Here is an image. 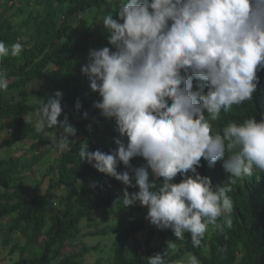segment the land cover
Instances as JSON below:
<instances>
[{"label": "clouds", "instance_id": "9594fccd", "mask_svg": "<svg viewBox=\"0 0 264 264\" xmlns=\"http://www.w3.org/2000/svg\"><path fill=\"white\" fill-rule=\"evenodd\" d=\"M102 25L109 46L90 48L81 73L99 97L92 107L114 122L118 136L109 152L90 151L81 143L80 163L125 186L121 206L139 202L151 225L170 229L179 240L188 233L199 247L209 226L220 228L218 219L233 212L231 188L201 175V158L209 168L222 161L228 184L254 169L264 171V116L230 121L215 135L210 123L233 105L252 101L257 91L258 73L264 71V0H119L115 18L108 12ZM23 49L20 40L11 45L0 40V60ZM7 88V73L0 71V90ZM34 98L35 133L57 149L71 150L76 140L69 138H76L78 129L67 114L58 119L63 93ZM81 107L78 99L75 109ZM24 120L32 123L31 116ZM92 123L99 120L92 117ZM137 157L144 163L133 167ZM120 164L124 171L117 170ZM98 186L103 187L90 184ZM129 187L139 190L129 194ZM166 243L147 264H167L168 250L176 244ZM177 264L201 262L187 253Z\"/></svg>", "mask_w": 264, "mask_h": 264}, {"label": "trees", "instance_id": "16d2710c", "mask_svg": "<svg viewBox=\"0 0 264 264\" xmlns=\"http://www.w3.org/2000/svg\"><path fill=\"white\" fill-rule=\"evenodd\" d=\"M113 1L0 0V40L11 45L26 39L21 54L15 57L9 54L0 60V71L6 72L8 78V88L0 90V153L13 148L15 153L19 144L36 134L35 121L26 124L24 117L35 114L38 105L34 94L47 96L46 87L38 94L31 92L29 87L37 82L48 81L51 93L57 90L63 93V113L59 118L67 114L70 123L78 129L77 137L69 138L76 140L71 150L67 149L59 161L43 173V181L49 180L43 194L35 192L45 181L27 185L25 174L43 162L42 146L56 148L48 138L29 143L32 144L30 157L13 154L0 160V186L8 190L0 193V217L13 216L8 232L11 236L20 234L23 239L12 245L9 236L4 242L6 249L10 247L11 255L21 256L13 264H86L85 257L101 246H85L80 253L64 256L70 243L82 235L85 238L106 236L116 229L94 224L95 230L83 233L84 220L98 211L109 219L120 211L147 210L139 202L130 207L121 206L125 186L88 163H80L77 155L81 143H87L90 151L109 152L116 147L113 138L118 133L114 122L101 117L99 110L92 107L99 97L91 91L87 76L81 73L90 48L109 46L102 18L108 12H113L115 18L117 7L112 8ZM88 13L90 17L85 18ZM258 75L260 84L252 101L233 105L228 112L222 111L217 120H210L213 135L222 133L230 121H241L250 115L259 121L264 116V71ZM78 99L82 104L79 111L75 109ZM85 111L89 112L88 119L82 118ZM92 117H96L99 124L92 123ZM90 123L91 131L87 129ZM143 163L139 157L131 161L133 167ZM222 163L217 161L214 168H209L201 158L202 167L198 171L209 176L214 185L224 183L231 188L228 195L233 200V212L218 219L220 228L209 226L201 246L193 247L188 233L179 240L170 229L158 230L145 219H136L129 221L124 232L117 236L111 248L113 258L106 264H147V257L163 253L169 240L176 248L168 250L167 264H177L187 253L196 255L201 264H264V171L254 169L253 175L242 176L236 184H228ZM117 170L124 171L123 164ZM93 181L103 187H90ZM179 181L178 175L175 182ZM62 190V207L54 212L57 194ZM138 190L127 188L129 194ZM134 239L136 244L132 245ZM95 264L105 262L99 260Z\"/></svg>", "mask_w": 264, "mask_h": 264}, {"label": "rangeland", "instance_id": "374dc122", "mask_svg": "<svg viewBox=\"0 0 264 264\" xmlns=\"http://www.w3.org/2000/svg\"><path fill=\"white\" fill-rule=\"evenodd\" d=\"M119 0H114L112 3V8L117 7ZM91 13H88L85 18L90 17ZM21 42L23 44L26 43V39L22 38ZM46 87V93L47 96H45V100L47 99L48 96L52 95L53 93H51V91L48 89L50 87V83L48 81H41V82H37L35 84H32L29 88L31 90L32 93H37L39 92L42 88ZM38 94V93H37ZM36 94H34V97L36 98H42V97H38L35 96ZM32 120H34L36 122L37 117L35 116V114L31 115ZM60 119V118H58ZM6 135V133L4 134ZM46 138L43 136V134H34L32 135L28 140L22 142L21 144H19L17 147L18 151H16L15 153L12 152V150H14L15 148L11 149V150H5L2 151L0 153V158H9L11 157L13 154H16V156H27L30 157L32 156V152L30 151V146L29 145L30 142H36L39 140V138ZM57 139H59V137H57ZM28 144V145H26ZM67 149H54L52 148V145H46V146H42L41 148V154L44 153V160L41 164H39L38 166H36L34 168V170H32L30 173H28L27 175L25 174V176L27 177L28 181L27 185H34L36 182L39 181H43V173L49 168V166L51 164H56L61 155L66 152ZM45 181V182H44ZM42 186L37 189L38 194H43L46 190V188L48 187V178L46 180H44ZM64 195V190L60 191L57 194V199L55 200V207H54V212L56 210H58L59 208L62 207V203H61V198ZM147 214V210H143V211H136V210H126V213L124 212H118L117 216H114L112 218H105L101 212H95L93 213V215H91L90 217H88V219L84 220L83 222H85L84 224V231L83 233H88L90 231L95 230V228L93 227L94 224H98L100 227L104 228V227H108V226H113L116 229V232H111L106 236H98V237H90V238H85L82 236H80L78 239L72 241L70 243V245L68 246V249L65 251L64 256H69V255H73L76 253H80L83 251L85 246L88 247H97V246H101V249L97 250V251H93L92 253H89L84 261L86 264H95L97 261L99 260H104L105 264L113 258V254L111 252V248L114 247V243L115 240L117 239V236L120 235L121 233L124 232V230L127 228L128 226V222L131 220H136V219H145V216ZM148 223L149 221L147 219H145ZM4 229L6 230V227H4ZM9 236H10V240H9ZM18 236V237H17ZM13 238V235L11 236V234L7 231V236H3L2 239L3 240H9L11 241V239ZM22 236L21 235H15V238L13 239L14 243H21ZM136 244V240H132V245ZM10 247L6 249H4L3 247V243L2 241L0 242V253L4 254L7 253V251H9ZM41 252V249L38 251ZM32 254V252H31ZM3 257V256H1ZM9 260L7 259V262L4 264H13L16 261H19L21 259V256L16 253L14 254L12 257H8ZM186 257V255L184 256V258ZM1 260H3V258H1Z\"/></svg>", "mask_w": 264, "mask_h": 264}, {"label": "crops", "instance_id": "0c3cea01", "mask_svg": "<svg viewBox=\"0 0 264 264\" xmlns=\"http://www.w3.org/2000/svg\"><path fill=\"white\" fill-rule=\"evenodd\" d=\"M1 159H5V158H0V160ZM7 191H8L7 189H5L4 187L0 186V193H4V192H7ZM11 191H13V190H11ZM13 219H14L13 216L0 217V242L2 241L3 247H4V242L6 241V239L3 240L2 237L3 236H7L8 227H9V225L12 224ZM4 227H6V230L4 229ZM15 235H20V234H16L15 233L13 235V238L11 239L12 240V245L16 244V243L13 242L14 241L13 239L15 238ZM21 240H23V239L21 238ZM4 249H6V248L4 247ZM1 256H3V257H1ZM6 256H8V257H12L13 256V255L10 254V249H9V251H7V253H5V252H4V254L0 253V264L6 263L7 259L9 260V258H7ZM1 258H3V260H1Z\"/></svg>", "mask_w": 264, "mask_h": 264}]
</instances>
